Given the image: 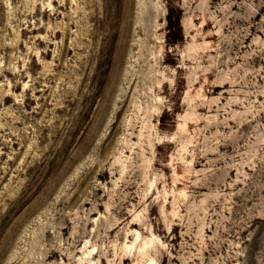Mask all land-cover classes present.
Segmentation results:
<instances>
[{
    "label": "rangeland",
    "instance_id": "374dc122",
    "mask_svg": "<svg viewBox=\"0 0 264 264\" xmlns=\"http://www.w3.org/2000/svg\"><path fill=\"white\" fill-rule=\"evenodd\" d=\"M0 264H264V0H0Z\"/></svg>",
    "mask_w": 264,
    "mask_h": 264
},
{
    "label": "trees",
    "instance_id": "16d2710c",
    "mask_svg": "<svg viewBox=\"0 0 264 264\" xmlns=\"http://www.w3.org/2000/svg\"><path fill=\"white\" fill-rule=\"evenodd\" d=\"M180 11H177L173 6H168V13L166 17V43L173 47L183 42L182 27L180 24Z\"/></svg>",
    "mask_w": 264,
    "mask_h": 264
}]
</instances>
